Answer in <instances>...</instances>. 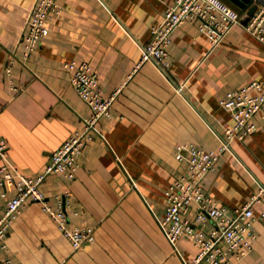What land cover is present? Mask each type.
<instances>
[{
	"label": "crops",
	"instance_id": "obj_1",
	"mask_svg": "<svg viewBox=\"0 0 264 264\" xmlns=\"http://www.w3.org/2000/svg\"><path fill=\"white\" fill-rule=\"evenodd\" d=\"M241 21L264 5L250 0ZM35 0H0V135L7 159L28 176L39 174L49 155L82 128L90 110L68 82L62 65L86 62L102 96L119 90L113 118H101L102 138L85 145L73 181L50 174L40 190L54 203L65 195L69 225L92 228L95 241L73 250L38 203L27 202L0 247V264H183L196 255L185 238L177 251L158 226L165 188L186 170L175 159L179 144L214 150L232 123L218 102L251 81L264 83L262 41L233 25L213 46L193 23L170 35L169 68L139 66L141 46L174 0H59L62 11L47 23L25 63L20 62L25 25ZM10 57L15 59L6 72ZM13 85L16 90L11 89ZM242 142L231 141L202 181L207 194L228 208L241 207L264 185V119ZM254 214L264 205H254ZM4 203L0 202V215ZM249 253L232 264H264V223Z\"/></svg>",
	"mask_w": 264,
	"mask_h": 264
},
{
	"label": "built area",
	"instance_id": "obj_2",
	"mask_svg": "<svg viewBox=\"0 0 264 264\" xmlns=\"http://www.w3.org/2000/svg\"><path fill=\"white\" fill-rule=\"evenodd\" d=\"M59 0H35L22 37L20 62L29 60L42 38L47 36V23L59 16ZM183 23H193L198 31L217 45L233 26L241 28L257 41L264 37V5L258 7L243 23L238 11L220 0H174L161 17L158 26L150 30V39L141 46L137 66L151 62L163 75L169 68L168 47L172 31ZM15 59L10 57L6 72L9 74ZM68 82L90 110L83 119L82 128L72 133L50 155L43 170L28 176L20 172L6 157V141L0 135V202L4 210L0 215V247L5 248V238L27 202L38 203L58 231L70 242L73 250L95 241L92 228L69 225L65 195H55L54 203L40 190V185L50 174L73 181L80 167V157L85 145L93 136L102 138L98 128L101 118L112 119L113 103L119 93L102 96L95 72L86 62L74 60L63 63ZM11 89L16 88L11 84ZM228 110L232 123L224 129L219 145L205 150L193 144H179L175 159L186 163V170L176 176L163 191L162 215L157 223L170 245L177 251V242L185 238L196 248V255L183 264H232L245 257L256 238L252 230L255 219L264 223V210L254 214V205H264V185H259L249 199L238 208H228L218 203L205 191L203 178L214 170L219 155L228 151L233 140L242 142L256 127L255 118L264 119V83L251 81L239 89L227 91L218 102Z\"/></svg>",
	"mask_w": 264,
	"mask_h": 264
},
{
	"label": "water",
	"instance_id": "obj_3",
	"mask_svg": "<svg viewBox=\"0 0 264 264\" xmlns=\"http://www.w3.org/2000/svg\"><path fill=\"white\" fill-rule=\"evenodd\" d=\"M229 1L232 2L239 9H243L244 6L247 5L250 2V0H229ZM253 9H254V7L247 12V16L242 21L243 23L247 20V17L252 14V10Z\"/></svg>",
	"mask_w": 264,
	"mask_h": 264
}]
</instances>
